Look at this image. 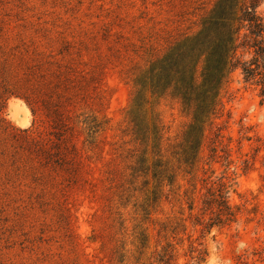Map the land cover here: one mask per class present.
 <instances>
[{
    "label": "rangeland",
    "instance_id": "obj_1",
    "mask_svg": "<svg viewBox=\"0 0 264 264\" xmlns=\"http://www.w3.org/2000/svg\"><path fill=\"white\" fill-rule=\"evenodd\" d=\"M216 1L0 0V264H157L173 240L158 231L181 215L165 198L144 211L134 73L150 52L197 33ZM258 10L264 18V0ZM229 93L217 122L231 157L211 166L213 179L233 180L239 218L204 234L187 222L176 264H193L191 242L207 248L205 264H264V100L239 73ZM150 101L143 113L159 114L164 148L180 143L191 119L175 101ZM94 119L103 127L90 137L83 122ZM60 120L73 127L63 138ZM211 137L207 125L200 168L210 167ZM72 144L84 163L74 168Z\"/></svg>",
    "mask_w": 264,
    "mask_h": 264
},
{
    "label": "trees",
    "instance_id": "obj_2",
    "mask_svg": "<svg viewBox=\"0 0 264 264\" xmlns=\"http://www.w3.org/2000/svg\"><path fill=\"white\" fill-rule=\"evenodd\" d=\"M262 2L217 0L207 11L197 33L174 41L164 52H150L146 68L134 73L136 91L130 113L134 134L144 148L139 162L147 187L144 211L159 206L165 198L178 205L181 215L176 222L163 223L158 231L160 239L171 238L173 242H167L155 254L157 264H176L179 255L176 245H181L183 240L174 242L182 232H187V222L202 227L204 234L214 228H228L238 221L240 209L233 207L229 200L233 180L226 173L213 179L215 171L211 164L231 157V150L223 141L225 127L217 121L226 114L234 74L239 73L243 84L259 89L264 100V18L258 10ZM151 98L157 104L161 100L177 102L182 113L191 119L182 141L168 149L163 146L165 129L159 114L153 111L154 116L148 121L143 113ZM83 123L90 137L103 127L96 119ZM207 125L212 136L209 169L199 167ZM56 128L63 129L57 133L63 138L73 127L60 120V123L56 121ZM64 141L68 143L71 139L64 138ZM72 148L71 151L66 148V163L73 168L75 164L83 165L82 161H75L78 152L74 144ZM180 177L186 180L185 184H181ZM200 183L204 185V193L198 190ZM164 187H169L167 194ZM143 236L148 242L150 235ZM208 256L203 243L194 246L191 242L193 264H205Z\"/></svg>",
    "mask_w": 264,
    "mask_h": 264
}]
</instances>
